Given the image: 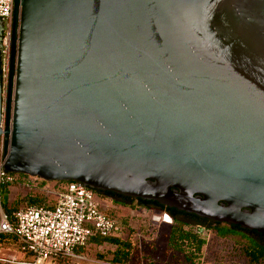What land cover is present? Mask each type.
<instances>
[{
	"label": "water",
	"instance_id": "95a60500",
	"mask_svg": "<svg viewBox=\"0 0 264 264\" xmlns=\"http://www.w3.org/2000/svg\"><path fill=\"white\" fill-rule=\"evenodd\" d=\"M4 169L264 234V0H14Z\"/></svg>",
	"mask_w": 264,
	"mask_h": 264
},
{
	"label": "built area",
	"instance_id": "2783aa9c",
	"mask_svg": "<svg viewBox=\"0 0 264 264\" xmlns=\"http://www.w3.org/2000/svg\"><path fill=\"white\" fill-rule=\"evenodd\" d=\"M14 0H0V20L4 23L1 42V75L7 86L13 30ZM4 141H0V234H12L17 250L28 256L18 260L14 256L0 255L4 264H89L83 250L97 238L118 236L119 220L100 210L95 202V191L77 181H66L53 205L45 202L29 204L5 213L1 207L2 187L18 181L33 183L38 177L16 174L4 169ZM62 182V181H57ZM163 223H172V217L163 212L156 217Z\"/></svg>",
	"mask_w": 264,
	"mask_h": 264
},
{
	"label": "rangeland",
	"instance_id": "374dc122",
	"mask_svg": "<svg viewBox=\"0 0 264 264\" xmlns=\"http://www.w3.org/2000/svg\"><path fill=\"white\" fill-rule=\"evenodd\" d=\"M65 187L66 181H44L40 178L29 184L18 181L3 189L2 210L11 214L29 204L45 202L53 205ZM32 199L37 201L31 202ZM94 199L101 211L115 216L124 224L123 235L132 243L127 264H189L182 253L168 247L170 225L155 218L163 211L146 210L136 203L129 206L118 204L98 193H95ZM205 240L206 244L197 259L200 264H249L245 254L246 239L239 236L220 237L211 230L206 232ZM16 247L14 235L0 234V255L20 253ZM116 248V245L107 242H94L83 253L91 259L89 264H113L110 261ZM260 264H264V258Z\"/></svg>",
	"mask_w": 264,
	"mask_h": 264
},
{
	"label": "trees",
	"instance_id": "16d2710c",
	"mask_svg": "<svg viewBox=\"0 0 264 264\" xmlns=\"http://www.w3.org/2000/svg\"><path fill=\"white\" fill-rule=\"evenodd\" d=\"M0 66L2 67V48L0 43ZM6 186L2 187V191ZM94 190V189H93ZM102 197L110 198L118 204L132 205L136 203L139 207L146 210H160L167 212L172 217L170 225L168 247L182 253L189 264H200L197 259L202 253V249L206 244V232L213 230L220 237L239 236L247 240V248L245 254L248 257L249 264H260L264 258V234L256 230L243 229L239 225H231L228 223L214 222L201 218L195 214H189L160 205L156 201L135 199L121 194L109 191L94 190ZM37 199H32L35 202ZM121 225V233L118 236L97 238L94 242H107L116 245V249L112 252L111 263L127 264L130 259V249L132 243L128 237L123 235V223ZM1 264V263H0Z\"/></svg>",
	"mask_w": 264,
	"mask_h": 264
},
{
	"label": "crops",
	"instance_id": "0c3cea01",
	"mask_svg": "<svg viewBox=\"0 0 264 264\" xmlns=\"http://www.w3.org/2000/svg\"><path fill=\"white\" fill-rule=\"evenodd\" d=\"M10 255H12V254H10ZM12 256H14L18 260H27L28 259V256L27 255H24V254L18 253V252L17 253H14Z\"/></svg>",
	"mask_w": 264,
	"mask_h": 264
},
{
	"label": "flooded vegetation",
	"instance_id": "af4514ba",
	"mask_svg": "<svg viewBox=\"0 0 264 264\" xmlns=\"http://www.w3.org/2000/svg\"><path fill=\"white\" fill-rule=\"evenodd\" d=\"M3 36H4V23L2 20H0V43L2 42ZM189 214H191V213H189ZM204 219H206V218H204Z\"/></svg>",
	"mask_w": 264,
	"mask_h": 264
}]
</instances>
